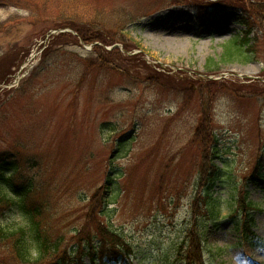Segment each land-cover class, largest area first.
Returning <instances> with one entry per match:
<instances>
[{
	"label": "rangeland",
	"instance_id": "1",
	"mask_svg": "<svg viewBox=\"0 0 264 264\" xmlns=\"http://www.w3.org/2000/svg\"><path fill=\"white\" fill-rule=\"evenodd\" d=\"M195 1L203 2L200 24ZM225 1L0 0V148L37 156V176L60 185V195L69 194L61 202L52 197L45 223L53 238L64 237V247L95 236L102 248L101 229L92 226L79 197L85 193L90 200L101 189L106 208L98 219L134 251L128 259L112 254L101 264H185L177 255L194 227L192 204L198 193L207 194L200 178L203 145L192 141L198 127V136L205 131L208 115L218 139L215 164L223 168L209 193L221 195L226 215L236 209L231 182L249 178V198L259 208L254 231L264 242V61H226V47L244 27L241 11ZM114 8L141 17L125 32L135 48L117 43L111 50L141 55L126 64L128 73L84 78L90 50L75 45L35 76L51 40L47 35L59 22L45 17L88 19L95 10L111 15ZM260 50L264 60V41ZM20 57L26 59L5 76ZM144 63L173 82L154 86ZM122 135L127 138L119 146ZM234 223L227 217L220 226L207 225L206 264H264V246L243 242ZM0 257L19 264L5 252Z\"/></svg>",
	"mask_w": 264,
	"mask_h": 264
},
{
	"label": "trees",
	"instance_id": "2",
	"mask_svg": "<svg viewBox=\"0 0 264 264\" xmlns=\"http://www.w3.org/2000/svg\"><path fill=\"white\" fill-rule=\"evenodd\" d=\"M221 1L218 0L219 3ZM175 2L178 3V1ZM192 3H194V5L192 4L193 7L197 8L195 9L197 11V20L201 23L203 10L201 5H203V2L195 1ZM225 3L240 9L239 23L244 27L241 36H236L226 47L225 57L228 60H225L229 62H263L264 60L260 59V45L264 41V0H226ZM112 10L111 13L113 14L111 15H105L103 11L95 10L94 16L88 19H82V16L66 13L45 17L49 21H59L51 26L53 29L70 28L77 35L59 33L52 36L48 47L43 51L40 68L35 73V76L41 74L47 67L56 66L59 63V56L69 53L67 47L80 45L79 41L81 40L86 44L95 42L102 44V46L94 47L89 53L90 57L84 58L85 71L82 75L84 78L91 73L105 74L107 72L116 73L120 71L128 73V70L126 71V64L132 60H140L141 55L139 57L138 55H136L137 57H128L117 49L108 51L105 49V46L120 43L128 51L133 50L135 47L131 45L125 32L130 25L136 23L141 17L138 15V11L131 13L125 9L117 10L114 8ZM24 51L28 53L27 48ZM24 57H20L18 63L13 62L12 65L9 64L4 73L5 76L13 74L12 68L18 67L19 62L20 64L24 62L26 59ZM144 68L149 71V74H146L145 78L156 81L157 84L154 86L173 82L168 75L157 71L149 65L145 64ZM12 80L13 77H9L8 83L12 82ZM208 121L202 124L205 131L200 136L197 133L201 130L199 127L197 128L192 141L193 144L200 143L203 145L204 156L202 160L203 165L200 169V178L201 185L204 187L203 191L207 194L201 195L202 193H198L192 204L191 212L194 227L190 231L189 236L180 245L177 255L178 260L185 264H206L203 255V233L206 231L209 223L214 226H220L223 219L227 217L232 220L235 219V228L241 233L242 240L247 241L252 246H264V242H261L253 231L256 222L255 211L258 208L249 198L250 192L247 189L249 178L245 179L242 183L233 180L230 184L236 191L234 198L236 209L234 212L229 211L228 214L223 215L224 203L221 195L217 197L209 193L212 187L216 186L217 174L223 171V168L221 169L215 164L214 158L218 139L211 126L209 115ZM105 126L107 125L103 124L101 129L103 130ZM112 129L113 132L117 130L114 126ZM120 138L118 144L122 146L127 137L125 138L122 135ZM38 170L42 171V165L37 156L30 155L28 158H24L23 154L12 148H0V183L9 186L17 195L23 196L20 206L31 214L35 227L39 230V234L44 241L45 248L50 252L52 259L47 264H87L84 261L86 257L90 259V264H101L100 261H104L107 258L113 260L116 257L119 260L120 257H125L126 259L132 254L131 247L128 243H123L121 235L109 227L105 228L104 224L98 219L99 213L104 214L106 208L101 189H98L90 200L85 193L79 195L80 202H86L84 207L89 208L87 217L92 219V226L98 227L99 230L101 229V232L97 234L102 241L100 245H103L100 250L97 239H94L95 236L93 238L86 236L85 239L81 240L80 245L76 244L75 246L66 248L64 247L65 239L63 236H55L53 238L49 235L50 231H46L45 223L51 219V217H48L49 213H51L50 201L53 196L59 195L58 201L61 202L64 200L62 197H66L69 194L66 195L63 192L60 195L62 192V189L60 191V185L53 186L51 183L47 184V182H43L42 178L36 174ZM111 182L112 179H109L108 183ZM77 193H79V190H77ZM0 204L3 205L0 207V213L8 210L9 203L6 200L0 201ZM203 212L206 214L202 215ZM77 233L80 235V230ZM107 240L113 244L112 247L108 248L106 246L107 242L105 241ZM22 242V236L0 231V254L1 252H5L7 256L20 264ZM0 264H10V262L0 257Z\"/></svg>",
	"mask_w": 264,
	"mask_h": 264
},
{
	"label": "clouds",
	"instance_id": "3",
	"mask_svg": "<svg viewBox=\"0 0 264 264\" xmlns=\"http://www.w3.org/2000/svg\"><path fill=\"white\" fill-rule=\"evenodd\" d=\"M3 200L9 203V207L7 211L0 213V231L23 237L20 264H47L51 258L50 252L45 248L31 214L20 206L23 196L0 183V201Z\"/></svg>",
	"mask_w": 264,
	"mask_h": 264
}]
</instances>
